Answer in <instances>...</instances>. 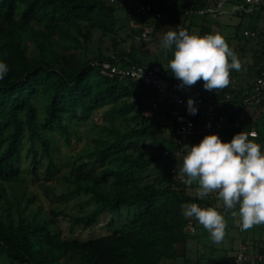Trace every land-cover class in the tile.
<instances>
[{
  "label": "trees",
  "instance_id": "16d2710c",
  "mask_svg": "<svg viewBox=\"0 0 264 264\" xmlns=\"http://www.w3.org/2000/svg\"><path fill=\"white\" fill-rule=\"evenodd\" d=\"M141 1L163 15L186 16L187 7L204 4L191 0L178 11L166 0ZM116 2L0 0V60L9 67L0 79V181L22 182L25 156L31 158L35 174L45 158V177L51 179L59 168L53 155L56 134L70 143L79 126L95 125L93 116L104 106L111 117L144 119L142 126L128 130L104 125L107 134L95 135L64 176L71 184L65 196L84 193L94 203L88 213L73 217L76 223L92 226L104 212L117 214L124 205H140L137 215L86 239L64 237L55 219L38 213L21 214L11 222L0 218V264H168L167 259L185 256L188 250L191 218L183 216L182 206L195 202L213 207L216 199L189 193L172 169L173 175L159 173L149 179L153 170L168 167L166 159L177 156L164 155L174 147L175 121L163 109L161 114L147 113L153 93L144 84L93 64L106 59L125 66L130 61L145 63L143 59L134 49L113 56L80 54L94 29L117 46ZM182 28L190 33V26ZM166 71L174 78L170 69ZM212 91L222 97L233 90L228 84ZM145 148L150 150L146 154ZM115 224L112 217L108 226ZM259 251L264 252V246ZM234 259L235 255L223 256L209 264H233Z\"/></svg>",
  "mask_w": 264,
  "mask_h": 264
},
{
  "label": "rangeland",
  "instance_id": "374dc122",
  "mask_svg": "<svg viewBox=\"0 0 264 264\" xmlns=\"http://www.w3.org/2000/svg\"><path fill=\"white\" fill-rule=\"evenodd\" d=\"M116 2V0H110ZM136 0H118L116 2V14L118 19V44L114 45V41L108 35H102L100 30L94 29L91 41L87 48H81L80 54L83 58L93 57L99 53L113 56L120 50H135L136 56L143 59L148 65L163 66L168 69V61L172 58V52L167 54L163 49L160 41L166 31L172 27L173 30L182 28V21L185 20L183 14L170 15L166 14L163 24L167 27L162 30L155 28L154 22L150 23L153 32L144 37L142 31L144 29L142 20H136L129 16L127 6ZM191 3V0H174L172 7L174 10H183ZM227 8V5L226 7ZM178 13V12H177ZM225 14V15H224ZM222 16L211 17L198 14H189V16L197 15L200 23L194 30L193 34L205 35L208 33L221 34L229 46L237 53L241 61L240 70H230V83L241 86H249L253 83L259 66L264 64V21L259 25L260 34L257 37H247L243 34L247 27V19L242 18V14H226ZM230 15L231 17H229ZM146 16L155 19L153 13ZM170 16L172 21L169 22ZM222 17V18H221ZM228 17V18H227ZM227 18V19H226ZM222 21V22H221ZM225 22V23H224ZM204 27V29H203ZM191 34V33H190ZM108 106L100 108L93 116V124L81 125L78 127V133L73 132L72 140L67 143L65 136L56 134L57 141L53 144V155L58 164V170L52 175L51 179L45 177L47 161L43 158V164L37 169L35 174L32 169L31 158L25 156L22 161L24 179L22 182H2L0 181V218L6 222L17 221L21 214L27 217L38 213L42 216H48L55 219L56 226L61 229L63 236L66 238H91L100 234H106L112 229L120 226L126 219L134 218L140 205L129 207L122 206L120 211L116 213L114 210H108L100 215L98 221L92 226H84L76 223L73 217L88 213L94 206L93 202H88V196L84 193L78 195L65 196L71 189V184L65 179L72 168L74 162L79 159L78 155L83 147L92 145V138L97 135H106L107 130L104 125H115L122 130H128L135 126H142L144 119L134 120L132 118L111 117L107 114ZM160 109L154 110L150 107L147 113H159ZM149 115V114H148ZM131 117V116H129ZM256 127L264 133V110L258 111V119H256ZM150 150L145 148L143 153L146 154ZM184 156V155H183ZM183 156H173L166 159L168 167L160 166L151 172L150 178L155 177L159 173L170 175V169L177 167L178 174L173 175L179 179V176H185L180 171ZM173 162V165L172 163ZM196 183L187 184L189 193L196 195ZM107 190L112 189L110 185L105 187ZM205 198L216 199L213 207L224 212L223 201L218 197L216 192L209 193ZM207 208V207H204ZM115 214V216H113ZM112 217H115L116 224L108 226ZM227 221L226 234L220 243H214L210 239V235L206 229L200 225L195 218L194 232H190L188 239V250L185 256H178L173 259H167L168 264H209L211 259H215L224 254L235 255L240 245V229L238 228V217H232L230 213H225Z\"/></svg>",
  "mask_w": 264,
  "mask_h": 264
},
{
  "label": "clouds",
  "instance_id": "9594fccd",
  "mask_svg": "<svg viewBox=\"0 0 264 264\" xmlns=\"http://www.w3.org/2000/svg\"><path fill=\"white\" fill-rule=\"evenodd\" d=\"M160 43L166 54L172 52L167 67L179 81L178 87L202 80L206 90L223 89L230 83V70L241 68L237 53L219 33L201 36L170 27ZM8 72V64L0 60V79ZM186 109L189 114L197 113L192 97L187 99ZM250 135L255 134L242 130L230 141H223L219 134L209 133L199 143L184 145L180 168L186 177L184 183L195 182L196 196L201 199L216 192L224 212L193 202L182 206V214L195 218L214 243H220L226 234L225 213L238 217L236 222L242 230L264 224V151Z\"/></svg>",
  "mask_w": 264,
  "mask_h": 264
},
{
  "label": "built area",
  "instance_id": "2783aa9c",
  "mask_svg": "<svg viewBox=\"0 0 264 264\" xmlns=\"http://www.w3.org/2000/svg\"><path fill=\"white\" fill-rule=\"evenodd\" d=\"M232 4L231 11L253 12L254 10L264 11V0H204L199 6L190 5L186 8V14H198L204 16L218 17L225 12V7ZM148 13H155L156 17L164 15L154 11L150 3H141L128 8L130 17L144 19ZM153 32L152 25L147 23L142 31L144 37ZM260 29L245 28L243 34L247 37H257ZM93 64L100 66L103 71L121 74L133 81L140 82L148 87L153 95L151 99L152 109H163L171 113L175 121L174 147L166 149L164 155H184V145L190 141L194 134L199 136L196 143L209 133H217L223 141H230L232 136L242 130L250 135V139H259L260 133L256 128L247 125V109H257L264 101V64L259 66L250 88L241 89L237 85H231L233 91H227L222 97L216 92L206 90L197 81L194 85L178 87L179 81L168 76L167 71L161 66H151L146 63L131 62L123 66L119 62H112L106 59L95 60ZM238 95V97H237ZM192 97L198 107L195 115L189 114L186 109V102ZM236 100V102H234ZM234 115L233 119L229 117ZM257 142V140H256ZM264 151V144L261 145ZM172 173L178 174L177 167L172 168ZM185 176H179L184 182ZM187 229L194 232L195 222L191 218ZM233 264H264V252H247L241 248L235 255Z\"/></svg>",
  "mask_w": 264,
  "mask_h": 264
},
{
  "label": "crops",
  "instance_id": "0c3cea01",
  "mask_svg": "<svg viewBox=\"0 0 264 264\" xmlns=\"http://www.w3.org/2000/svg\"><path fill=\"white\" fill-rule=\"evenodd\" d=\"M173 1L174 0H166V2L170 6H172V2ZM141 3H142L141 0H136L132 4L128 5L127 8L132 7V6H137V5L141 4ZM231 9H232V4L229 3L227 5V8H225V12L224 13L231 14V15L232 14L245 15L242 18L247 19V27L246 28H257V27H259L261 21H264V11H262V10H254L253 12H250V13L245 12V11H239V12L234 13V12L231 11ZM170 15H173V14H170ZM153 16H154L155 19H150V18H148V16H146L144 19H137V18H133V17H131V18L136 19V20H142L143 27H145L147 23H152V22H154L155 28L157 30H162V29H165V27H167L166 24H163V22H164L163 19H164L165 15L162 18H158V17H156L155 13H153ZM221 16H222V14H221ZM228 16L231 17L230 15H228ZM238 16H240V15H238ZM196 17H198V16L197 15H194V16L186 15L185 16V20L182 21V27L190 26V33L191 34H193L194 30L197 28V26H198L197 24L201 22ZM172 18L173 17L170 16L169 22L172 21ZM203 29H204V27H203ZM231 85H237L241 89L250 88L252 86V84L249 85V86H241V85L234 84V83H231ZM259 110H264V101H263L262 105L259 108H257V109H252V108H248L247 109V113H248L247 125L249 127L256 128L259 131L260 138L259 139H253V140H255V141L257 140V143L262 145V144H264V133H262L255 125L256 124V119H258V111ZM198 138H199V136L197 134H194L191 137V141H190V143L188 145L196 144V141L198 140ZM193 183H195V182H193ZM238 228L240 229L241 232H240V239H239V241H240L239 244L240 245H238L237 252L241 248H245V250L247 252H262V251H259V248H260V246H264V224L254 225L253 227H251V228H249L247 230H242L239 227V225H238ZM237 252L235 253V255L237 254ZM223 256H231V254H224V255H221L219 257H223ZM219 257H216V258H219Z\"/></svg>",
  "mask_w": 264,
  "mask_h": 264
}]
</instances>
